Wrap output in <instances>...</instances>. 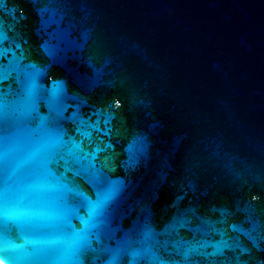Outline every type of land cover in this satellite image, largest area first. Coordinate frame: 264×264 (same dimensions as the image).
Returning a JSON list of instances; mask_svg holds the SVG:
<instances>
[{
  "label": "water",
  "instance_id": "water-1",
  "mask_svg": "<svg viewBox=\"0 0 264 264\" xmlns=\"http://www.w3.org/2000/svg\"><path fill=\"white\" fill-rule=\"evenodd\" d=\"M0 264H264V0H0Z\"/></svg>",
  "mask_w": 264,
  "mask_h": 264
}]
</instances>
